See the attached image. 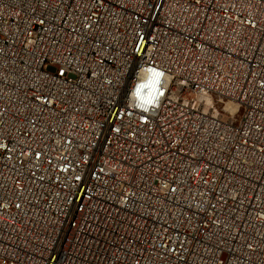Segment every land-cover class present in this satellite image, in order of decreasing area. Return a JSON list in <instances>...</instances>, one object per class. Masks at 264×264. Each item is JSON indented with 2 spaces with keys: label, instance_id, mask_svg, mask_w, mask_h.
Here are the masks:
<instances>
[{
  "label": "built area",
  "instance_id": "2783aa9c",
  "mask_svg": "<svg viewBox=\"0 0 264 264\" xmlns=\"http://www.w3.org/2000/svg\"><path fill=\"white\" fill-rule=\"evenodd\" d=\"M0 264H264V0H0Z\"/></svg>",
  "mask_w": 264,
  "mask_h": 264
},
{
  "label": "clouds",
  "instance_id": "9594fccd",
  "mask_svg": "<svg viewBox=\"0 0 264 264\" xmlns=\"http://www.w3.org/2000/svg\"><path fill=\"white\" fill-rule=\"evenodd\" d=\"M161 75H162V73H160V72H154V73H153V77H154V79L151 80V81H149V83L154 85V84L158 81V79H159V77H160ZM141 87H142V88H143V87H148V85H141ZM135 95L138 96V95H137V89H136V91H135ZM139 96H140V93H139ZM150 96H151V93H150ZM141 99L143 100V103L140 104V107H141V108H144L146 104H147V105H151V104L153 103V100H152L151 98L141 97ZM145 110H147V109H145Z\"/></svg>",
  "mask_w": 264,
  "mask_h": 264
},
{
  "label": "bare ground",
  "instance_id": "6f19581e",
  "mask_svg": "<svg viewBox=\"0 0 264 264\" xmlns=\"http://www.w3.org/2000/svg\"><path fill=\"white\" fill-rule=\"evenodd\" d=\"M235 108H236V107H235V106H232V105H231V107H230V109L233 110V111H235Z\"/></svg>",
  "mask_w": 264,
  "mask_h": 264
},
{
  "label": "snow or ice",
  "instance_id": "6c2138e0",
  "mask_svg": "<svg viewBox=\"0 0 264 264\" xmlns=\"http://www.w3.org/2000/svg\"><path fill=\"white\" fill-rule=\"evenodd\" d=\"M140 88H137V95L139 96Z\"/></svg>",
  "mask_w": 264,
  "mask_h": 264
},
{
  "label": "rangeland",
  "instance_id": "374dc122",
  "mask_svg": "<svg viewBox=\"0 0 264 264\" xmlns=\"http://www.w3.org/2000/svg\"><path fill=\"white\" fill-rule=\"evenodd\" d=\"M238 116H239V113H238Z\"/></svg>",
  "mask_w": 264,
  "mask_h": 264
}]
</instances>
